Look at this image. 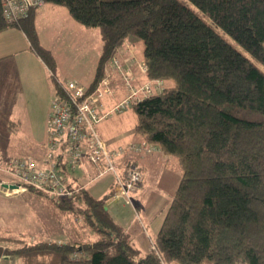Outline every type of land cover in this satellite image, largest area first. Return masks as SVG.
<instances>
[{
	"label": "trees",
	"instance_id": "16d2710c",
	"mask_svg": "<svg viewBox=\"0 0 264 264\" xmlns=\"http://www.w3.org/2000/svg\"><path fill=\"white\" fill-rule=\"evenodd\" d=\"M45 1L100 33L89 90L107 76L118 50L138 42L143 81L160 80L163 88L131 106L135 132L152 151L156 145L176 158L183 174L146 253L105 209L113 192L94 197L82 185L55 197L27 188L62 214L81 217L85 228H73L63 242L0 236V263L17 256L19 264H264V72L180 0ZM188 1L264 65V0ZM35 11L7 24L0 2V34L23 30L59 92L56 61L38 41Z\"/></svg>",
	"mask_w": 264,
	"mask_h": 264
},
{
	"label": "crops",
	"instance_id": "0c3cea01",
	"mask_svg": "<svg viewBox=\"0 0 264 264\" xmlns=\"http://www.w3.org/2000/svg\"><path fill=\"white\" fill-rule=\"evenodd\" d=\"M62 8L46 4L34 13L38 41L41 46L53 54L56 65L58 64L55 76L59 81H63L61 76L64 72L60 70L57 51L54 48L55 43L49 45L48 38L50 35L45 32L43 36L40 32V26L44 20L48 21L50 18H68L69 14H66L67 12ZM64 22L70 28L79 31L77 33L79 36H74L68 41L65 35L56 34L53 25L48 23L52 27V34H56L59 39L57 42L59 46L66 47L67 43L68 45H83L84 34L88 40L89 33L84 32L88 28H86L87 30L76 28L78 26H75L73 20ZM67 50L69 49H66V52ZM75 52L77 53V51ZM66 58H68V53ZM137 72L139 74L138 79H144L140 69ZM51 75L52 73L45 62L32 50L31 42L23 30L13 26L1 32L0 149L9 155H22L36 159H41L44 156L47 120L51 100L55 93L50 79ZM69 78L76 79L84 85L76 77L70 76ZM121 136H127L126 132H121L119 136L112 137L111 141L105 142L112 148L125 146L128 143L141 144L144 142L142 137L136 133L134 135L129 133L128 138L123 140L120 139ZM126 139L129 140L125 141ZM152 147L151 153L130 152L118 162L119 167L134 162L144 173V182L133 196L134 206L138 209L141 219L135 217V209L126 204L123 199L112 197L113 200L108 202V210L115 221L124 227L132 243L143 253L151 250L152 241L156 238L166 215V213L155 214L154 207L159 208V205L165 204L168 209L183 174L176 158L164 154L156 145H152ZM63 171L70 182L86 187L88 183L83 181L84 178L94 173H97L95 176L97 177L100 170L99 167L85 163L84 166L80 167L78 171L80 173L76 172L77 170L71 172L65 165ZM112 177L111 192H113L114 186L113 174ZM120 199L123 201L122 204Z\"/></svg>",
	"mask_w": 264,
	"mask_h": 264
},
{
	"label": "built area",
	"instance_id": "2783aa9c",
	"mask_svg": "<svg viewBox=\"0 0 264 264\" xmlns=\"http://www.w3.org/2000/svg\"><path fill=\"white\" fill-rule=\"evenodd\" d=\"M0 2L7 24L25 19L32 10L46 5L45 0ZM132 53V48L127 44L117 51L110 62L120 72L130 93L108 111H105L106 99L113 95L112 80L108 74L93 90L73 78L60 81L61 90L55 92L51 100L44 156L41 159L27 156L4 158L0 149V193L11 197L31 187L55 197L71 196L83 186L69 187L63 166L74 172L88 163L99 167L97 177L113 174V198H121L134 207L133 196L144 182V173L134 162L122 167L118 162L130 152L149 153L152 148L147 144L134 143L112 148L97 131L98 124L110 113L122 112L163 88L160 80L146 81L140 85L135 83L138 78L133 68L136 60ZM139 67L142 72L145 71L143 62H139ZM5 184H14L17 188H6ZM136 214L140 218L139 212L136 211Z\"/></svg>",
	"mask_w": 264,
	"mask_h": 264
},
{
	"label": "rangeland",
	"instance_id": "374dc122",
	"mask_svg": "<svg viewBox=\"0 0 264 264\" xmlns=\"http://www.w3.org/2000/svg\"><path fill=\"white\" fill-rule=\"evenodd\" d=\"M187 6L191 7L197 15L204 19L209 25H211L216 31H218L230 44H232L237 50H239L243 55H245L256 67H258L262 72H264V65L255 59L248 51H246L241 45L234 41L230 36H228L221 28H219L214 22H212L205 14L200 12L193 4L188 0H180ZM62 8V7H60ZM69 14L66 8H62ZM54 21L50 22L49 20ZM48 21L44 20L41 24L40 32L44 36L46 32L50 35L48 38L49 45L54 44L55 51H57V57L61 66V71H63V81H65L70 76L76 77L81 80L84 85H88L92 80L95 69L97 66V61L99 59L101 49H102V39L100 33L97 29H86L77 23L72 16L68 18H50ZM73 20L76 28L80 30H87L84 32L89 33L88 40L86 39V34H84L83 45H71L67 43L66 47L59 46L57 42L59 41L56 34L65 35L68 41L74 36H79L77 34L79 31L72 29L67 26L64 21ZM52 24L55 33L52 34ZM67 41V42H68ZM132 54L136 60V64L133 65L135 75L138 74L137 70L140 69L139 62L142 60L141 48L138 42L134 44ZM66 49L67 50L66 52ZM77 51V53L75 52ZM66 52V53H65ZM68 53V58H66ZM138 62V64H137ZM72 63V64H71ZM58 65V64H57ZM56 65V70H57ZM107 73L112 80L113 95L106 99V110L112 109L115 105L119 104L126 96L129 95L130 89L125 85L124 80L120 76V72L114 68V66L109 64L107 68ZM139 75V74H138ZM138 78V77H137ZM144 79H137L135 82L137 85L142 84ZM140 82V83H139ZM241 114L248 116L249 118L261 119L263 116L258 112H249L244 110ZM137 125V116L133 111L132 107H128L122 112L114 111L106 116L97 126V131L99 135L105 141H111L112 137H117L121 132H126L128 136L129 133L133 135L135 132V127ZM127 136H121V140L128 138ZM126 139L125 141H128ZM129 144V143H128ZM148 145V144H147ZM22 156V155H19ZM80 168L77 169L78 172ZM80 173V172H78ZM97 173L91 174L84 178V182L88 183L86 189L94 196L101 197L107 193H111V183L113 180L112 174L108 173L101 177H95ZM95 177L93 181L91 178ZM90 181V182H89ZM31 188V187H28ZM33 189V188H32ZM37 191V190H36ZM110 198L107 201H112ZM121 200V199H120ZM123 203L121 200L120 203ZM121 203V204H122ZM167 205H159V208L154 207L155 214L166 213ZM135 217L136 216V213ZM133 215V214H132ZM141 219V218H140ZM140 219H138L140 221ZM73 223V225H72ZM144 221L142 222V224ZM85 228L81 217H76L73 214L64 215L62 214L55 204L51 203L45 196L38 195L28 189H24L21 193L11 195V197L5 196L0 193V236L12 238V239H24L27 243L35 241H66L74 233V229ZM88 231L87 229L85 232ZM88 235V234H87ZM85 234V236H87ZM94 238L93 235L90 236ZM10 247L15 245L10 244ZM20 258L17 256L6 257L1 261L0 264H19Z\"/></svg>",
	"mask_w": 264,
	"mask_h": 264
},
{
	"label": "water",
	"instance_id": "95a60500",
	"mask_svg": "<svg viewBox=\"0 0 264 264\" xmlns=\"http://www.w3.org/2000/svg\"><path fill=\"white\" fill-rule=\"evenodd\" d=\"M4 186H5L6 188L9 187V188H11V189H16V188H17V185H14V184H11V185H9V184H5ZM105 209H107V207H105Z\"/></svg>",
	"mask_w": 264,
	"mask_h": 264
}]
</instances>
